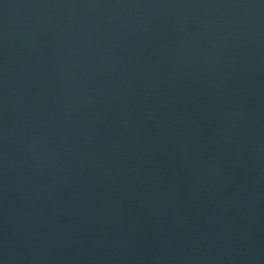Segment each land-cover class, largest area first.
I'll return each instance as SVG.
<instances>
[{
	"label": "water",
	"instance_id": "obj_1",
	"mask_svg": "<svg viewBox=\"0 0 264 264\" xmlns=\"http://www.w3.org/2000/svg\"><path fill=\"white\" fill-rule=\"evenodd\" d=\"M0 264H264V0H0Z\"/></svg>",
	"mask_w": 264,
	"mask_h": 264
}]
</instances>
